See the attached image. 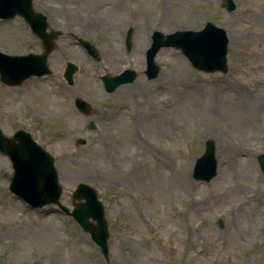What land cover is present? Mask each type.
Segmentation results:
<instances>
[{
  "label": "rangeland",
  "instance_id": "374dc122",
  "mask_svg": "<svg viewBox=\"0 0 264 264\" xmlns=\"http://www.w3.org/2000/svg\"><path fill=\"white\" fill-rule=\"evenodd\" d=\"M33 1L61 31L48 56L52 72L19 86L0 81V128L8 135L27 128L55 157L68 209L78 183L94 187L108 255L57 205L33 208L12 194V168L0 152V264H264V173L256 160L264 152V0H234L231 11L222 0ZM207 20L226 31L225 73L196 69L180 49L162 47L158 75L146 77L154 30H197ZM0 50L39 52L41 44L16 16L0 19ZM66 61L78 65L73 85L62 76ZM126 68L135 79L106 93L100 76ZM75 97L89 101L90 113L76 109ZM103 107L115 116L98 119ZM208 139L218 171L204 181L192 167Z\"/></svg>",
  "mask_w": 264,
  "mask_h": 264
},
{
  "label": "water",
  "instance_id": "95a60500",
  "mask_svg": "<svg viewBox=\"0 0 264 264\" xmlns=\"http://www.w3.org/2000/svg\"><path fill=\"white\" fill-rule=\"evenodd\" d=\"M222 6L228 11L235 7L233 0H223ZM20 14L29 23L32 32L41 39L43 51L41 53H27L22 55H7L0 52V80L7 85L20 84L31 75H44L51 72L47 65L48 54L54 49L55 40L61 33L59 30L47 31L46 15L36 12L32 8V0H0V17L10 18ZM132 29L129 28L125 36V45H131ZM87 53L99 59L96 48L88 40L77 38ZM228 37L224 28L206 21L198 29L176 30L164 35L154 31L152 42L146 50V67L144 72L147 78L157 76L159 66L154 61L156 52L161 47L179 48L192 65L204 71H227L226 53ZM78 66L67 61L63 70V77L70 85L73 84V75ZM136 71L127 68L118 74L102 75L104 89L113 91L118 85L134 80ZM75 105L82 111L90 110L89 103L75 98ZM90 127H94L93 122ZM79 143H85L79 139ZM0 150L6 153L13 166V175L9 189L18 197L26 201L31 207L42 206L48 203H57L59 207L76 220L80 227L89 233L91 239L99 246L104 257L108 255V229L104 215V207L98 199L96 190L80 182L71 194L73 208L71 211L59 202L61 186L58 183L57 170L54 166V157L45 151L30 134L18 129L12 136H6L0 129ZM260 169L264 173V152L257 155ZM217 172L215 146L211 139L206 140L203 152L196 158L192 176L196 179L210 180Z\"/></svg>",
  "mask_w": 264,
  "mask_h": 264
},
{
  "label": "flooded vegetation",
  "instance_id": "af4514ba",
  "mask_svg": "<svg viewBox=\"0 0 264 264\" xmlns=\"http://www.w3.org/2000/svg\"><path fill=\"white\" fill-rule=\"evenodd\" d=\"M41 51V50H40ZM31 77H40V76H31ZM30 78V77H29ZM28 79V78H27ZM113 92V91H112ZM106 93H111V92H106ZM103 111H104V117H103V119H101V117L100 118H98V119H100V120H105V121H107V120H109V119H111V117H113V116H115V114H112V109L110 110V112H109V109L107 108V107H103ZM116 111H117V109L116 108H114L113 109V113H116ZM95 113V112H94ZM95 114H101L100 112H96Z\"/></svg>",
  "mask_w": 264,
  "mask_h": 264
},
{
  "label": "bare ground",
  "instance_id": "6f19581e",
  "mask_svg": "<svg viewBox=\"0 0 264 264\" xmlns=\"http://www.w3.org/2000/svg\"><path fill=\"white\" fill-rule=\"evenodd\" d=\"M155 27H156V26H155ZM150 30H151V29L147 30V37H148V35H149V33H150ZM145 46H147V43L145 44Z\"/></svg>",
  "mask_w": 264,
  "mask_h": 264
}]
</instances>
